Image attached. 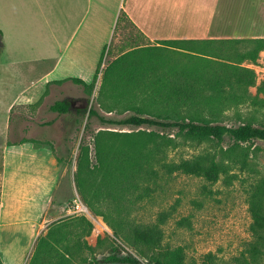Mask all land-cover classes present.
<instances>
[{
	"label": "rangeland",
	"instance_id": "1",
	"mask_svg": "<svg viewBox=\"0 0 264 264\" xmlns=\"http://www.w3.org/2000/svg\"><path fill=\"white\" fill-rule=\"evenodd\" d=\"M217 2L221 7L190 10L170 28L181 30L185 37H205L220 31L219 38L237 41L151 43L123 20L110 48L105 52L91 93H86L80 85L67 83L63 87H56L53 93L47 92L36 102L10 104L7 120V111L5 116L2 114L5 106H0V158L4 141L28 137L51 147L59 158L62 177L52 202L44 209L48 223L46 231L40 236H45L57 223L65 222L67 240L73 242L83 238L87 244L95 246L93 252L84 247L74 252L73 263L94 258L98 264H117L105 261L115 251L109 236L122 244L126 251H130V248L114 237L108 222L121 221L124 227L127 224H147L154 222L159 212L170 210L171 214L161 225L163 243L182 246L184 264H200L207 253L212 254V264H242V254H246L248 243L252 240L247 195L251 184L264 176V141L252 139L236 146L231 137L224 136L221 140L198 142L186 139L175 127L144 125L131 128L120 124H101L96 117L87 118L90 107L112 119L124 118L141 107L145 115L155 117L159 113L163 120L205 119L227 126L247 122L264 126V49L258 51L254 60L248 54L256 47L251 39L264 36V8L243 7L248 0ZM32 26L37 25L20 26L15 23L4 26V31H0V53L11 60L9 69L12 76H21L12 82V87L27 85L39 73V67L32 63L34 54L30 52L36 48L38 39L37 30L32 31ZM128 51L134 53L122 70L129 74H144L138 79L139 83L127 85L121 77L114 82L103 83L107 63ZM133 60L134 63H131ZM227 64L253 70L255 84L245 90L234 80L225 82L223 87L231 92L219 96L211 94L201 103L183 104L168 95L167 88L172 81L184 83L185 80L190 81L191 76H211ZM195 83L203 87L206 81L200 78ZM63 98L68 100L70 111L84 110L80 122H76L73 115L66 117V114L49 109L50 104ZM99 129L118 132L144 129L166 134L177 143L176 147L165 148L167 159L178 160L204 153L215 155L217 160L229 164L228 174L233 175L232 181L228 184L225 175L214 183L182 173L162 176L154 184L156 190L148 196L138 198L137 191L130 192L128 195H117L118 202L110 201L112 196H106V200L100 197L94 206L103 212L104 219L103 215L91 211L81 200L74 182L79 146L88 145L90 163L94 164L93 135ZM4 130L8 135L2 136ZM230 146L235 147L236 151L240 146L245 147L248 153L246 167L226 157L225 151ZM77 216H85L92 223L89 233L86 232L87 226H76ZM182 218L185 222L178 223ZM98 239L102 242L96 246ZM65 242L61 241L55 248L60 250ZM124 253L121 250V254ZM44 260L61 259L54 256L52 251ZM257 264H264V256Z\"/></svg>",
	"mask_w": 264,
	"mask_h": 264
},
{
	"label": "trees",
	"instance_id": "2",
	"mask_svg": "<svg viewBox=\"0 0 264 264\" xmlns=\"http://www.w3.org/2000/svg\"><path fill=\"white\" fill-rule=\"evenodd\" d=\"M126 19V13L121 10L114 26L112 38L102 50L92 81L87 83L78 78H68L80 84L86 93H91L105 52L110 48L118 26ZM237 40L228 38L204 39L203 41L232 42ZM251 40L256 47L254 51L248 54L254 60L258 51L264 49V38H252ZM179 41L194 42L197 40L167 39L157 40L156 43L167 44ZM133 53L131 51L125 52L108 62L104 69L103 83L114 82L119 77L124 82H127V85H131L132 82L139 83L138 79L144 74H129L122 70V66L126 67L125 64L128 63L129 57ZM131 63H134V60ZM225 66L222 70L219 69V71L214 72V76H191L190 81L185 80L184 83L174 80L169 83L167 93L177 101L183 102V104H193L206 101V97L211 96V94L219 96L227 93V91L231 92L223 87L225 82L231 83L234 80L235 83L242 86L245 90L248 86L255 84V73L253 70L232 64ZM111 73H114V75H111ZM200 78L206 81L203 87L195 83ZM63 81L65 80H59L55 83H62ZM46 92L47 88L44 94ZM49 109L60 114H66V117L73 115L76 122H80V116L84 112L83 109H77L75 112L70 111L69 102L66 98L54 101L49 105ZM143 112V109L138 107L135 113L121 119H112L100 115L96 109L90 107L87 118L96 117L101 124H120L131 128H139L144 125L161 128L175 127L186 139L198 142L207 139L221 140L224 136L231 137L237 144L236 146H238V143L252 139L264 141V126L253 125L249 122L236 126H227L225 124L212 123L205 119L187 121L184 119L163 120L160 119L161 114L159 113L155 117H149ZM23 141H31L36 146L42 145V143L39 144L33 139H24ZM170 146H177L173 137L159 134L152 130L138 129L137 131L118 132L109 129H99L93 135L94 164L90 163L88 145L79 146L74 182L81 200L91 211L103 215L104 219H106L103 212L94 206V202L100 201V197L106 200V196H112L113 199H110V201L116 200L115 202H118L119 197L117 195H128L130 192L137 191L138 198L148 196L156 190L154 184L162 176L182 173L202 177L209 183H214L221 175H225L228 184L232 181L233 175L228 174L229 164L217 160L215 155L204 153L178 160L167 159L165 148ZM225 154L229 160L239 162L241 167L247 166L246 158L248 153L245 147L240 146V149L236 151L235 147L230 146L225 151ZM55 157L59 164V158L56 155ZM247 204L251 218L249 229L252 240L248 243L246 254H242L240 261H242V264H257V261L264 256V176L251 184L247 195ZM170 214V210H164L158 213L154 222L127 224L126 227L121 225V221L118 223L108 222L114 237L129 247L130 251H126L122 244L117 243L114 238L109 236L115 251L107 256L105 261L117 264H184L182 246H171L163 243L161 225L168 219ZM76 219V226H87L88 230L86 232L89 233L92 223L85 216H77ZM184 222V218L178 221V223ZM65 228L66 223L60 222L55 225V228L48 230L45 236H39L26 264H75L73 263L75 260H71L75 256L74 252L82 247L91 252L94 251L95 246L87 244L83 238H77L73 242L67 240L65 238ZM61 241L66 242L58 250L55 245H58ZM101 242L102 240L98 239L96 246L101 244ZM121 250L125 251V253L121 254ZM52 251H54V256H59L61 260H44L46 255L52 253ZM54 261H57V263ZM98 263V260L93 258L89 261L80 260L76 264ZM212 263L211 253L205 254L200 262V264ZM0 264H3L1 259Z\"/></svg>",
	"mask_w": 264,
	"mask_h": 264
},
{
	"label": "crops",
	"instance_id": "3",
	"mask_svg": "<svg viewBox=\"0 0 264 264\" xmlns=\"http://www.w3.org/2000/svg\"><path fill=\"white\" fill-rule=\"evenodd\" d=\"M218 7L221 6L217 0H0L1 32L4 26L15 23L37 25L31 27L32 31L37 30L38 39L36 48L30 52L34 54L32 63L39 67L34 80L22 87H12V82L21 76H12L11 60L0 53V106H5L2 114L5 116L7 111V120L10 104L36 102L67 83L80 85L68 78L91 82L121 10L126 13L125 21L146 41L156 43L167 39H222L218 35L220 31L205 37H185L181 30L170 28L190 10ZM243 7L264 8V0H248ZM59 80L65 81L55 83ZM5 131L2 136L8 135ZM23 140L4 141L1 147L0 259L3 264L27 263L38 237L46 231L44 209L52 202L62 177L50 147Z\"/></svg>",
	"mask_w": 264,
	"mask_h": 264
},
{
	"label": "built area",
	"instance_id": "4",
	"mask_svg": "<svg viewBox=\"0 0 264 264\" xmlns=\"http://www.w3.org/2000/svg\"><path fill=\"white\" fill-rule=\"evenodd\" d=\"M76 208L77 209H79V207H78V203H76ZM81 209V208H80ZM77 211V210H76ZM82 211H83V209H82ZM77 212H80V211H77Z\"/></svg>",
	"mask_w": 264,
	"mask_h": 264
}]
</instances>
